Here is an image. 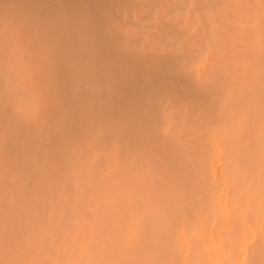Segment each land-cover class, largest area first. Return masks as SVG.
Listing matches in <instances>:
<instances>
[{
  "label": "bare ground",
  "instance_id": "obj_1",
  "mask_svg": "<svg viewBox=\"0 0 264 264\" xmlns=\"http://www.w3.org/2000/svg\"><path fill=\"white\" fill-rule=\"evenodd\" d=\"M0 264H264V0H0Z\"/></svg>",
  "mask_w": 264,
  "mask_h": 264
},
{
  "label": "rangeland",
  "instance_id": "obj_2",
  "mask_svg": "<svg viewBox=\"0 0 264 264\" xmlns=\"http://www.w3.org/2000/svg\"><path fill=\"white\" fill-rule=\"evenodd\" d=\"M200 12H201V11H200ZM200 12H199V13H200ZM211 12H212V11H211ZM214 12H215V11H213V13H214ZM196 13H197V12H196ZM199 13H198V14H199ZM213 13H210L211 16L213 15ZM201 14H202V12L200 13V17L204 16V14H203L202 16H201ZM210 14H209V15H210ZM214 14H215V13H214ZM216 14H217V13H216ZM216 14L213 15V16L215 17ZM218 14H219V13H218ZM209 15H208V16H209ZM198 16H199V15H198ZM198 16H196V18H195V15H194V20H196V21L198 20V22L200 21L199 19H201V20H204V19H205V21H206V19H208V21H209L211 18L214 19V17H211V18L209 17V18H208L207 15H205L207 18L205 17V18H203V19H202V18H199ZM217 17H219V15H218ZM197 18H199V19H197ZM215 18H216V17H215ZM216 19H219V20H220V17H219V18H216ZM216 19H215V21H216ZM190 20H191V18H190ZM192 20H193V16H192ZM219 20L217 21L218 23H219ZM221 20H224V19H221ZM221 20H220V23H221ZM205 21H203V22H205ZM212 21H213V20L211 19L209 22H211V23L215 22V21H213V22H212ZM217 22H215V23H216V26L219 25ZM189 23H190L191 26H192V24H193V28L190 27ZM189 23H187L188 26L185 28V29H186L185 32L188 33V34L186 33L187 35H190V36H191V39L189 40L188 38L183 37L184 35L182 34V35H183V36H182V37H183V41L185 40L184 38H186L187 40H189V42H190L192 39H196V38H195L196 36H194V38H192V33H189V32H192V30L194 29V27L197 29L196 31H195V29L193 30V32H195L194 35L197 34V31L200 32L199 30H201L200 33H202V29H203V31H205V32H204V35H203V33H202L203 36H206V37L209 36V37H213V38L215 37V36H213V34H215V33H213V31H212V29H211V28H212V27H211L212 25L216 28V26L214 25V23L211 24V26L208 25V26H210V29H211V31H212L211 33L209 32V31H210L209 27L207 26L208 28L206 29V27L204 26L205 23H206V25L209 24V23H207V21L204 23L202 29H201V27H200L199 30H198V27H197L198 25H197V24H199L200 22L197 23V24H195L194 22L190 21ZM191 23H192V24H191ZM187 24H186V25H187ZM200 24H201V25L203 24L202 21H201ZM200 24H199V26H201ZM194 25H195V26H194ZM196 25H197V26H196ZM189 28L191 29V31H188V30H190ZM208 29H209V31H208ZM213 29H214V28H213ZM215 31H216V29H215ZM215 31H214V32H215ZM185 32H184V29H183V33H185ZM206 33H207V35H206ZM156 34H157V33H156ZM186 34H185V35H186ZM208 34H209V35H208ZM152 35H153V34H151V35L149 34L148 36L151 38L150 40H152V39L155 37L156 40L154 39V40H152V41H154V42L156 41V42H155L156 47H155L154 43H153L154 47L152 46V43H151L152 41H150V40H149V37H147V36H145V39H142V40H144V41H141L142 44H143L144 42H147V41L149 40L150 44H149V42H147V45H148V48H149V49H150V48H155V49H157V46H159V47H158V50H160L162 47H164V45H166V44L168 43V39L171 40V38H172L171 36L168 37V38L165 37V38H167L166 41L164 40L165 38H164V39H161L160 41H162V45L160 46V41H158L159 39H158L157 37L161 38V37H162V34H158L157 36H156V35H155V36L153 35L154 37H153ZM180 35H181V34H180ZM187 35H186V36H187ZM210 35H211V36H210ZM164 36H167V35H164ZM164 36H163V37H164ZM190 36H189V37H190ZM197 36H198V35H197ZM199 36H200V34H199ZM203 36H202V37H203ZM200 37H201V36H200ZM178 38L180 39V36H179ZM203 38H204V37H203ZM213 38H212V39H213ZM157 39H158V40H157ZM174 39H176V38H174ZM198 39H199V38H198ZM198 39H197V40H198ZM209 39H211V38H209ZM212 39H211V40H212ZM146 40H147V41H146ZM180 40H181V39H180ZM206 40L209 41L208 38H206ZM215 40H216V39H215ZM215 40H213V41H215ZM157 41L159 42V43H158L159 45L157 44ZM163 41L166 42V43H164ZM172 41H173V44H172ZM172 41H169V42L171 43V45H174L176 41H174L173 39H172ZM181 41H182V40H181ZM181 41H179V42H181ZM192 41H193V40H192ZM203 41H205V39H203L202 41L199 39V42H200V44H201V48H202L203 45L205 46V47L203 46V49H202V50L200 49V45H199V44H197V45L199 46V49H200V50L197 49V45H196V46L193 45L194 42H193V44L190 42V45L192 44V46H193L192 48H189V46H188V48L186 47L185 50L188 49V50H189L188 52H190V50L192 49V51H194V52H192V51L190 52V54L192 53V57L195 55V52H196L197 54H199V56H197V54H196V56H197L196 58H198V57H200V56L204 57V55H205V56H210L211 53L214 52L215 49H213V51L211 50V51H212L211 53H209V52H210V48H209L208 51H207V50H204L205 48L208 49V47L210 46V45L208 46V43L210 44V42H207V43H206L207 46H206L205 42H203ZM179 42H178V39H177V43H176V44H177V45H180ZM186 42H187V41L185 40V42H181V43H184V44H185ZM199 42L197 41V43H199ZM211 42H212V41H211ZM170 43H169V44H170ZM178 43H179V44H178ZM214 43L219 44V43H217V42H214ZM214 43L212 42V45H214ZM169 44H167V45H169ZM202 44H203V45H202ZM150 45H151V46H150ZM167 45H166V46H167ZM187 45H189V43H187L185 46H187ZM221 45H222V44H221ZM144 46H146V44H145ZM180 46H181V45H180ZM180 46H179V47H180ZM194 46H195V49H193ZM214 46H215V45H214ZM214 46H212V47H214ZM218 46H219V45L215 46L214 48L219 49ZM146 47H147V46H146ZM181 47L185 48L184 46H181ZM219 47H220V46H219ZM221 47H222V46H221ZM159 48H160V49H159ZM222 48H224V47H222ZM222 48H221V49H222ZM145 49H146V50H145ZM149 49H148V52H149ZM155 49H154V50L152 49V51H156V53H157V50H155ZM217 49L215 50V52H216V53L218 52L217 54H218V55H219V54L221 55V56L219 55V57H222V55H223V54H221L222 51H221L220 49H219V51H217ZM222 50H223V49H222ZM144 51H146V53H148V52H147V48H144ZM152 51H151V52H152ZM183 51H184V50H183ZM203 51H207V53L210 54V55L206 54V52H204L205 54L203 55V54H202ZM185 52H187V51H185ZM220 52H221V53H220ZM193 53H194V54H193ZM148 54H149V53H148ZM154 54H155V53H154ZM151 55H152V53H151ZM214 55H215V56H214V58H215V57H216V54H214ZM218 55H217V56H218ZM154 56H157V55H154ZM211 56H213V55H211ZM13 57L16 58L17 56H11L10 59H13ZM192 57L190 56V60H191ZM194 57H195V56H194ZM207 58H208V57H207ZM210 58H211V57H209L208 59H206V57H205V61H206V62L208 61V63L205 62V64H203L202 62H204V60H203V58L200 57L199 59H200L202 62H199V68L203 67L204 65L207 66V65L209 64V62H212V61H213V63H214V60H213L214 58H213V59H212V58L210 59ZM216 58L218 59V57H216ZM223 58H224V57H223ZM223 58H221V59L223 60ZM199 59H198V60H199ZM209 59H210V60H209ZM217 59L215 60V62H217ZM221 59H220V60H221ZM192 60H193V59H192ZM194 60H197V59H194ZM194 60H193V62L188 61V62H189V63H188V66H189V67H191L192 65H193V67H195V66H194V64H195V63H194V62H195ZM220 60H219V61H220ZM222 60H221V62H222ZM224 60H225V59H224ZM224 60H223V62H224ZM196 62H198V61H196ZM191 63H193V64H191ZM200 63H201V64H200ZM218 63H220V62H218ZM218 63H217V64H218ZM190 64H191V66H190ZM210 64H211V63H210ZM210 64L208 65V67H206V68H208V70H210L209 68H211L210 66H212V65H210ZM217 64L215 63L214 66H216ZM219 65H220V64H219ZM221 65L224 67L225 63H224V64H221ZM196 66H197L196 68H198V64H197ZM200 66H201V67H200ZM193 67H192V70H193ZM218 67L220 68V66H218V65H217V67H213V68H218ZM223 67H221V69H222ZM196 68H195V71H196L197 73H199V71L202 72V70H200V69H198V71H197ZM203 68H205V67H203ZM203 68H201V69H203ZM213 68H211V71H212ZM219 68H218L217 70H219ZM205 70H207V69H203V71H205ZM208 70H207V72H209ZM193 71H194V70H193ZM205 72H206V71H205ZM205 72H204V73H205ZM201 75H202V73H201ZM29 102H31V101H29Z\"/></svg>",
  "mask_w": 264,
  "mask_h": 264
}]
</instances>
